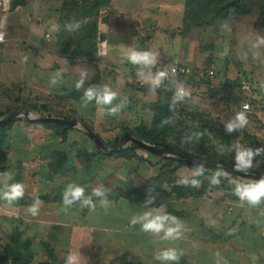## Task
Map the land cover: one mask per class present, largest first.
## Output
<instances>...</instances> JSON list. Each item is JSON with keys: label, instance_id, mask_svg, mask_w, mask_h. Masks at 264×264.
I'll return each instance as SVG.
<instances>
[{"label": "crops", "instance_id": "obj_1", "mask_svg": "<svg viewBox=\"0 0 264 264\" xmlns=\"http://www.w3.org/2000/svg\"><path fill=\"white\" fill-rule=\"evenodd\" d=\"M29 2L35 6L32 0H27L26 7L19 9L27 10ZM45 2L50 3L52 12L58 9L55 0ZM179 10L180 28L183 4ZM236 17L240 16H233L232 23ZM47 21L53 27L54 20ZM119 28L105 39L106 57L93 60L59 54L54 29L51 34L46 32L41 39L45 45H36L37 49L30 51L29 60L24 63L23 76L31 79L33 87L25 88L22 81L0 83V113L20 108L28 110L33 119L51 113L54 119L71 116L81 123L64 130L58 125L29 123L17 117L22 119H16L7 131L0 143V246L17 232L21 240L31 242L34 257L53 256L64 264L69 256L78 253L79 243L84 242L113 247L117 256L124 255L141 264L157 254L160 259L150 264H264V196L252 202L243 195L262 182L235 177L241 181L232 179L225 188L211 187L199 194L201 180L196 171L143 150L131 154L134 160L106 156L98 153L87 136L90 130L108 148L131 128L132 116L137 121L135 124L151 122L150 107L156 102L157 94L136 88L135 81L149 74L153 65L163 60L160 57L164 52L184 65L182 61L192 67L213 69L214 60L206 61L208 65L202 67L193 64L192 57L182 55L180 50L189 34L183 36L180 31L177 44H171L167 37L159 43V31L154 32L148 37L152 44L148 64L133 63L130 57L135 46L131 43L129 49L127 42H122L126 27ZM261 36L264 42L263 31ZM178 55L182 61L175 58ZM74 65L80 69L70 74L63 72ZM227 75L226 69L221 89L233 93V87L225 83L238 86L240 92L233 95L248 97L256 110L264 109L256 98L263 94L258 85L264 87V80L257 84V76L244 69L238 78ZM205 83L187 87L180 101L182 106L217 120L222 103L214 105V97L205 94L217 93V75L211 85L209 81ZM242 85L253 88L245 90ZM89 91L91 97L86 94ZM107 94L114 96L110 103L103 100ZM115 117L119 118L118 124H114ZM218 121L233 135L237 155L228 157L227 162L234 167L230 168L264 177L263 126L253 122L243 127L229 120L230 126L222 117ZM242 153H250L243 164L239 160ZM18 184L23 185L22 197L9 201L7 194ZM70 185L83 189L79 200L69 202ZM188 185L193 192L185 195L182 192ZM53 195L66 200L44 201ZM152 222L161 225L158 231L144 228ZM168 251H174L177 259L163 258ZM73 262L86 264L85 260L80 263L73 259Z\"/></svg>", "mask_w": 264, "mask_h": 264}, {"label": "rangeland", "instance_id": "obj_2", "mask_svg": "<svg viewBox=\"0 0 264 264\" xmlns=\"http://www.w3.org/2000/svg\"><path fill=\"white\" fill-rule=\"evenodd\" d=\"M104 1L105 0H55L54 5H57L58 9L52 12L50 10V3L47 4L45 0H37L34 3V0H32L33 5L35 4L34 7H32L31 2H29L30 6L28 5L29 7L27 10L23 11L17 9L14 12L8 13L4 28L5 43L0 46V83L10 85L18 84L22 81L25 88L30 89L33 87V83H30L31 79L23 76L24 63L27 62V59L30 57V51L34 52L33 49H37L36 45H45L41 41L42 36L46 32L51 34L50 32L53 29L55 31L54 36L57 40L60 53L66 51L68 56H74L80 59H82L80 54L84 52L87 53L92 43H96L97 49L98 46L103 47L106 37L110 33H113V31L115 32L120 29L119 26L126 27L125 30L122 31L121 40L124 43L127 42L129 49L131 48V43L135 46V49H132L134 54H148L150 58L152 44L148 41V37L155 34L154 32L157 31H159L160 34L158 36L160 39L159 43L165 42L166 37L167 40H171V44L172 42L178 43L179 38L177 34L181 31V27L179 28L181 23L179 7L183 4L182 2L184 0H113V8L103 7ZM257 1L258 0H248L247 5H252L257 3ZM95 5H100L98 6V10L94 9ZM254 15L255 12H252L246 17H236L232 23L231 19L234 15L231 13V15L220 24L216 32H210L208 30L198 31L194 29L187 35L185 47L180 50L182 55L189 56L190 58L192 57L193 64L195 63L202 67L208 65L206 61L214 60L211 66L219 81L218 88L215 89L217 93L209 94V92H206L205 94L214 97V105H220L222 103V105H220L221 108H219L222 114L220 113L219 117L230 122V126H232V122L229 120H233L237 124L236 110L240 99L238 95L233 94L240 92V90L238 91V86L228 85L226 83V86L233 87L231 88L233 93H228L220 88L223 85V83L220 82H223L224 77H226V69L229 73V76H227L231 79L238 78V74L244 69L247 73H251L252 76L258 77L257 73L260 76L262 75L261 78L256 77L258 80L256 81L257 84H259V81L264 80L262 79L264 76V42L261 39L262 31L252 25ZM82 16H84V20H81ZM52 19L54 20L53 27L51 23L47 21ZM90 22L96 23L98 28L97 32V28L94 29L93 25L89 24ZM102 27L104 31L100 30L102 32L100 33L99 28ZM131 32H133V35H131ZM162 32L165 34L162 35ZM111 36L112 34L110 38ZM111 45L113 44H109L110 48ZM163 55L164 56L160 58H163V60H171V57L168 56L166 52H164ZM105 57L106 53L102 57H98L96 51L95 55L91 57V60L96 58L103 59ZM175 58L182 61L179 55ZM30 59L32 60V58ZM226 61L228 63L227 66L225 65ZM182 62L192 67L186 61ZM234 62H237L236 67ZM140 63L145 62L140 61ZM145 64H148V62ZM78 68L80 69V66L74 65L73 67H68V69L63 72L70 74ZM253 70L256 72H253ZM258 86L263 94L256 98L258 99L259 105L262 107L264 105V87L262 85ZM45 93L44 91V94ZM195 93L196 92H194V94ZM183 97L184 96H179L178 98L183 99ZM46 100L47 98L45 97V101ZM181 103L180 101L177 106L175 105L170 114L172 126L177 127L180 132V143H184V147L179 149L203 159H209L211 161L222 160L225 166L233 167L230 162H227V159L228 157L232 158L237 155V151L234 150L235 143H233L231 149H228L225 137L220 134L221 131H214L211 133L210 130L207 129L202 132L201 127L204 126L214 127V130L219 129L215 128L216 124H204L196 119L193 120L189 112L183 109ZM255 113L253 122L255 124L260 123L264 129V109H260L259 107ZM43 116V118H47L46 115ZM49 116L54 119L53 114L50 113ZM132 117V121L129 122L132 124L130 125L131 130L137 125L135 124L137 121L134 116ZM113 121H116L114 124H118L119 118L115 117ZM125 125L124 123L123 126ZM202 135H204L203 138ZM167 141H169V150L173 151L175 148L178 149L177 144L170 142L173 141L178 143L177 141L172 139H168ZM117 143L108 147V149H111ZM123 148L132 151L133 154L140 151L139 149L130 150L132 149L130 143H127ZM176 152L183 154L181 151ZM209 175L211 176L200 177L197 173V178L201 180V185H199V187H202L203 184L206 183L205 186L209 188H225L226 184H228L223 183V181L219 179L218 175L220 174ZM225 177H227L229 182L232 179L241 181L233 176L225 175ZM187 181L191 182V180ZM197 191H199V189ZM76 244H78V242ZM79 245H81V247L78 248L79 251L77 254L78 256L84 254V256L77 257V254H73L72 257L77 262L82 263L85 260L86 264H121V262L116 263L115 261V258L119 255H116L115 248L113 247L99 246L95 242L90 244L84 242L79 243ZM158 259H160V256L157 254L155 258L147 259L145 264L152 263V260L158 261ZM31 260V264L48 263L50 261L48 258L44 259L38 257H34ZM126 261L135 262L136 260L126 259ZM5 264L12 263L8 261Z\"/></svg>", "mask_w": 264, "mask_h": 264}, {"label": "trees", "instance_id": "obj_3", "mask_svg": "<svg viewBox=\"0 0 264 264\" xmlns=\"http://www.w3.org/2000/svg\"><path fill=\"white\" fill-rule=\"evenodd\" d=\"M85 1V0H84ZM248 0H184L183 2V15H182V27H181V34L183 36H186L189 34L192 30L197 29L198 31H204L208 30L210 32H216L218 30V27L220 24L225 21L232 13L234 16H240V17H246L250 15L252 12H255L254 20H253V26L262 29L264 34V0H258L257 3H254L252 5H247ZM111 0H105L103 3V7L110 8ZM27 5V0H10L9 1V13L14 12L15 10L19 8H25ZM98 6L95 5V10H98ZM81 20H84V16H82ZM90 25H93V28H97L96 23H89ZM98 31V28L96 32ZM97 51L96 43H92L91 48L87 53H82L81 58L91 60V57L95 55ZM59 54L66 55V51H63ZM205 83V82H204ZM206 84V83H205ZM179 95L175 90L167 91L165 89L159 91L157 93V100L156 102L150 107L151 111L153 113L152 119L150 123H144L143 121H139L136 127L131 129H127L125 132L128 133L130 136L134 137L138 141H142L149 145H154L158 148H164L168 149V139H172L176 142L170 141L171 143H175L178 146V149L175 148L173 151H181L185 156L194 158L196 160H199L204 163H210L213 165H221L225 166L224 162L222 160L220 161H211L209 159H203L199 156H194L191 154H188L182 150L181 148L184 147V143H180V132L178 131L177 127L172 126V118L170 117V114L172 112V108L174 106L178 105L180 102V99L178 98ZM184 110H187L189 114L191 115L192 119H196L201 123L204 124H216L215 128L219 130H214V127H201V131L204 132L207 129L210 130L211 133L214 131L218 132L221 131V135L225 137L226 146L228 149H231L233 146V135L230 131L226 129L224 125H222L218 119L212 120L209 118V116H204L201 114L196 113L194 110L182 106ZM14 111H23V109L15 108L13 111L8 110L4 113H0V119H4L8 117L12 112ZM26 113H29L28 110L23 111ZM44 117L43 115H39V118ZM47 117L50 118L49 115ZM74 117H65L63 118L64 121H71ZM16 119L14 118L2 125H0V143L2 139L5 137L7 131L10 129L11 125L15 122ZM59 127V126H58ZM60 128L67 130L68 127L60 126ZM210 133V134H211ZM87 136L92 140L90 135L87 133ZM204 135H202L203 138ZM119 141L116 140L115 143ZM132 146V149L130 150H141L139 147L134 145L133 143H130ZM114 145V144H113ZM117 145V144H116ZM115 145V146H116ZM114 146V147H115ZM112 147V148H114ZM111 148V149H112ZM180 148V149H179ZM98 153H101L100 150H98ZM132 151L122 149L120 152L114 155L123 156L131 159L133 156H131ZM134 159V158H133ZM163 160L176 162L178 166H186L187 168L196 171L200 177L204 176H211L209 174H217L215 172L202 170L196 167H193L191 165H186L181 160L177 159L176 157H169V156H162ZM161 176V173H160ZM219 179L223 181V183H228L227 177L225 175H218ZM156 184H158L159 179H155ZM206 184V183H205ZM203 184L202 187H199V194H203L206 192L207 186ZM201 185V184H200ZM193 188H190L188 185L185 190H183V194L189 195L192 194ZM174 190V189H173ZM177 190V189H175ZM191 191V192H190ZM176 192V191H174ZM66 198H62L60 195H53L46 197L44 201L46 202H60L65 201ZM73 201V200H69ZM0 250H2L0 254V263H4L6 261H11L12 264H31V259L34 258V254L31 250V242L30 241H24L20 239V235L15 232L11 235L10 239L3 243L0 246ZM126 259L136 260L132 258H128L124 255L118 256L115 258L116 263L121 264H141L137 260L134 261H126ZM48 263H40V264H64L63 261H57L53 256H50Z\"/></svg>", "mask_w": 264, "mask_h": 264}, {"label": "built area", "instance_id": "obj_4", "mask_svg": "<svg viewBox=\"0 0 264 264\" xmlns=\"http://www.w3.org/2000/svg\"><path fill=\"white\" fill-rule=\"evenodd\" d=\"M9 13V0H0V46L5 43V21L7 14ZM99 28V32L102 33ZM106 46V42L104 43ZM99 47L97 49V56L102 57L106 53V47ZM164 73L163 76L160 74ZM216 75L213 69H202L197 67H189L182 64L178 60H159L157 61L149 74L138 77L135 81L136 87L139 89H150L151 92L157 94L159 91L165 89L167 91L175 90L179 96L186 95L187 87L203 86L204 82L209 81L210 85ZM203 84V85H202ZM246 87L245 90L252 89L253 86L242 85ZM240 102L236 110V121L243 127L249 126L253 122V118L256 111V106L252 101L245 96L238 94ZM247 106V107H245ZM243 113L246 122H242L238 119V114ZM131 160H134L133 158Z\"/></svg>", "mask_w": 264, "mask_h": 264}, {"label": "water", "instance_id": "obj_5", "mask_svg": "<svg viewBox=\"0 0 264 264\" xmlns=\"http://www.w3.org/2000/svg\"><path fill=\"white\" fill-rule=\"evenodd\" d=\"M17 117H23L26 121L29 123H48V124H54L58 126H65V127H74L76 125H81V123L77 119H73L71 121H64V120H59V119H52V118H36L33 119L30 117L29 113L23 112V111H16L12 112L8 117L1 119L0 120V125L14 119ZM87 133L90 135V137L93 140L94 145L98 150H100L104 155L106 156H111L114 154H117L120 152L123 147L127 143H133L137 147H139L141 150L152 153L158 156H169V157H176L177 159L181 160L183 163L186 165H191L193 167L206 170V171H211L215 172L217 174H223V175H228V176H233V177H238L242 179H248V180H253V181H258V182H264V177H259L252 175L248 172H241L238 170H235L233 168L227 167V166H221V165H213L210 163H204L199 160H196L194 158L179 154L177 152L167 150L164 148H158L154 145H149L146 144L142 141L136 140L134 137L130 136L128 133H125L118 141L117 145L112 148L108 149L98 137H96L90 130H87Z\"/></svg>", "mask_w": 264, "mask_h": 264}, {"label": "clouds", "instance_id": "obj_6", "mask_svg": "<svg viewBox=\"0 0 264 264\" xmlns=\"http://www.w3.org/2000/svg\"><path fill=\"white\" fill-rule=\"evenodd\" d=\"M2 39H3V37H0V40H2ZM130 59L133 63H137L140 61H143L145 63L149 62L148 54H143V55L133 54L130 57ZM160 75L163 76L164 73H161ZM86 94L89 97L92 96L91 91L87 92ZM113 98H114L113 94H107L103 97V100L106 103H110ZM245 107H247V106H245ZM238 119L241 120L242 122H246L243 113L238 114ZM246 155H250V153H248V154L242 153L239 156V160L242 164L245 163V156ZM69 189H70V191H69L68 195H70L72 200H79L83 196V189L82 188H79V187L73 188V186L70 185ZM96 194L99 195V192L97 191ZM22 195H23V185L18 184L11 190V192H9L7 194L6 198L9 201H11V200L18 199V198L22 197ZM243 195L246 196L252 202L258 201L262 196H264V182H262L258 187L254 188L252 190L245 191L243 193ZM69 202H71V201H69ZM32 211H33V213H35L36 209L33 208ZM160 227H161V225L157 222H152V223H148V224L144 225V228L147 230H157L158 231L160 229ZM170 232H171V230H170ZM163 258L175 260V259H177V256H176V253L174 251H168V252H165L163 254ZM67 264H74L73 258L71 256H69Z\"/></svg>", "mask_w": 264, "mask_h": 264}]
</instances>
